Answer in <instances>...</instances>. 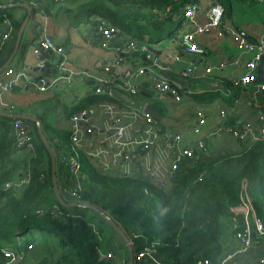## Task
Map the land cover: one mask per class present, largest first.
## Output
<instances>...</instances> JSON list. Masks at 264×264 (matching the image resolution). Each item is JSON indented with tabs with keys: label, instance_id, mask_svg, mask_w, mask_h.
I'll return each mask as SVG.
<instances>
[{
	"label": "trees",
	"instance_id": "16d2710c",
	"mask_svg": "<svg viewBox=\"0 0 264 264\" xmlns=\"http://www.w3.org/2000/svg\"><path fill=\"white\" fill-rule=\"evenodd\" d=\"M28 1L33 6V15L43 11L53 17L65 12L75 20L90 22L96 27L100 20H104L116 28V34L132 41H141L148 36L147 48L141 57L150 54L159 58L153 48L150 50V44L162 38L179 41L180 30L186 22L189 23L180 12L186 3L198 0ZM211 1L224 6L222 23H228L238 31H241V23H234L231 14L237 8L244 13L243 4L246 2L250 6L264 4L251 0ZM9 2L0 0V5ZM26 15L27 10L23 7L0 9V43L4 21H8L12 28L10 38L0 49V69L15 48L17 33ZM197 19L200 21V17ZM43 54L50 58L51 53ZM117 92L115 89L106 95L93 92L76 103L69 115L99 104H108L115 109L113 104H117L118 99L124 102ZM216 97L218 95L206 94L195 98L208 102ZM136 107L145 108L142 105ZM156 107L163 113L161 106L156 104ZM38 118L57 157L73 155L71 132L52 125L44 114H38ZM13 121L0 115V163L7 158L12 164L7 171L0 166V264L6 262L5 250L28 253L31 247L44 252L49 257L48 264H116L113 254L109 259H101L104 232L91 224L89 212L92 211L81 207L66 208L56 200L61 214L49 209L37 212L39 208H47L45 201L53 191L50 157L36 125L28 122L34 134L35 150L10 158ZM80 163V201L110 212L125 229L133 245L132 264H157V261L159 264H195L200 258H209L212 264H216L227 245L223 239L234 233L236 224L241 222L233 208L239 202L240 184L244 178L248 179L250 196L264 228V142L226 151L216 157L203 158L196 152L193 158H182L173 178L168 177L167 184L163 186L153 180L106 170L85 157L80 159ZM27 166L30 182L18 191L5 189V183L15 181L19 168ZM257 238L260 244L264 243V236ZM145 248L154 251L156 260H135V254ZM125 264H129V258Z\"/></svg>",
	"mask_w": 264,
	"mask_h": 264
},
{
	"label": "crops",
	"instance_id": "0c3cea01",
	"mask_svg": "<svg viewBox=\"0 0 264 264\" xmlns=\"http://www.w3.org/2000/svg\"><path fill=\"white\" fill-rule=\"evenodd\" d=\"M20 1L30 4L28 0ZM35 2L38 3L37 1ZM210 2L211 0H198L200 8H204L201 9L202 12L200 13L201 22L205 21L203 12ZM243 7V11L246 14L248 13L249 17L244 18L240 22L241 31L239 33L248 40H257L264 34V4L250 6L249 2H246L243 4ZM82 26H84V30H81ZM188 26L186 22L182 32L190 28ZM221 28L227 31L236 29V27L233 28L228 23H222L220 28H214L209 35L199 37L198 45L205 50L203 56L198 57L191 53H181L182 60L179 62L172 60V57L180 50V42L176 43V39L162 38L150 44V48H153L156 55L159 56L160 61L157 65H152V62L147 60L146 57H141L144 48H147L146 43L134 40L136 48L122 55L123 69L147 65L146 67L151 68L153 72H158L183 88L192 90L193 95L186 97L182 103H175L170 97L155 93L149 79V74L141 76L136 80L138 91L135 95L121 92L117 88L116 91H119L117 93L124 95L126 98L123 99L120 96L124 102L118 99L117 104H113L115 106L114 110L125 124L133 123L126 129L123 136V142L127 143L125 150L130 153H136L137 159L133 162H126L121 158L119 147L113 145V134H108L105 131L108 125L107 107L109 105L99 104L87 110L90 120L97 125V129L92 133H86V126L82 125L83 133L77 145L79 161L82 157H85L91 162L98 163L106 170L127 173L144 180L152 181L144 170V166L148 164L156 172L158 180L166 181L168 169L175 159V154L166 148L163 137L157 136L154 139L152 148L148 151L137 148L133 143L136 140H143L153 136V129L148 124L141 123L143 118L140 112L141 108L136 107L141 105L152 104L157 111L156 104L161 106L164 111L163 113L160 112L162 120H158V123L160 122L161 125L169 129L181 132L185 137L183 143L185 147L195 145L192 127L197 122V112L194 107L196 105H202L205 108L206 126L204 129L206 131L214 129L217 118L215 105L222 103L228 111V124L236 125L240 122H249L253 125L255 131L259 132L264 124L259 121V111L256 107L257 104H264V94H255L254 85L246 88L228 87L227 85L231 84L234 77H241L245 70L243 68L227 66L223 70L214 69L211 74L203 76V70L207 66L215 67L229 58L239 55L236 43L233 40L231 42L229 39L231 37L229 33H225L222 38L218 36V30ZM44 35H50L53 40L64 45L68 55V66L76 70L85 71L86 74L72 76L70 80L63 81L60 85L47 92H40L32 82H22L13 91L5 93L4 99L7 103L14 106V110L8 111L9 113L32 115L37 118V114H44L52 125L70 131L71 116L69 112L76 103L93 93L94 83L91 77L106 76L99 64L111 63L116 56L115 49L132 40L129 37L116 34L111 41V48L104 49L101 47L100 36L95 24L78 19L75 20L69 13L65 12L55 14L53 17L47 16L43 11L35 12L23 33L22 46H26V49L24 53L21 50L18 52L11 66L25 67L34 78L42 75H47L49 78L53 77L55 74L53 68L40 70L35 66L36 50L45 51L40 47ZM250 57L247 54L241 56L243 62L250 59ZM192 61H197L200 64L201 71L195 79L184 78L183 70ZM162 66H167L169 69L164 70ZM113 74L116 84H119L121 82L120 70ZM206 94L210 96L218 95V97L208 102H201L195 98L196 96ZM135 113L139 115L138 118H135ZM240 148H244V144L241 141L228 133L221 132L218 135L205 139V148L199 154L203 158L216 157L226 151L239 150ZM12 152L13 146L11 145L8 155ZM21 153H15L12 156L10 154V158H16ZM56 158L58 188L65 200H68L70 188L78 183V179L69 176L67 166L57 157V153ZM0 166L4 171L9 170L12 167L11 159L5 158L0 163ZM28 168L29 166L19 168L15 181L23 176ZM153 182L158 183L157 180H153ZM51 194L54 195V192L52 191ZM56 204L55 202V204L50 206H56ZM89 217L90 219L93 218L91 215ZM91 224L95 227L96 222L92 221ZM102 231L105 233L108 230L102 229ZM233 234L231 232V235L227 239H223V242L228 244H225L226 247L224 249L236 245V242L232 238ZM116 237L118 238V236ZM105 240L106 237H104L100 249L103 256H106V253L108 254L111 250L110 248H112L110 245L107 246L109 243H106ZM116 243L118 245L122 244L120 240L116 241ZM258 254L259 251L257 250H250L246 254L245 260L255 259ZM113 257H116L115 253ZM42 258L40 256L36 260V263L48 264L49 260L44 259V261L41 260Z\"/></svg>",
	"mask_w": 264,
	"mask_h": 264
},
{
	"label": "built area",
	"instance_id": "2783aa9c",
	"mask_svg": "<svg viewBox=\"0 0 264 264\" xmlns=\"http://www.w3.org/2000/svg\"><path fill=\"white\" fill-rule=\"evenodd\" d=\"M250 1V0H249ZM258 3H264V0H251ZM200 5L198 1H190L186 3L183 8V16L186 17L191 23L192 30L185 31L180 37V50L172 57L173 61H181V53H191L194 56L201 57L204 55L205 50L198 45V39L203 34H208L214 28H220L225 16V8L220 2L211 1L208 8L204 11L205 21H198L197 17L200 15ZM3 34L1 36L2 43H0V49L3 43H6L10 38L12 28L8 21L3 23ZM97 32L100 36L101 47L104 49L111 48V41L117 30L114 26L106 23L104 20H100L97 24ZM225 33H229L232 40L236 43L238 56H234L224 61L223 63L213 67L207 66L203 70V76H207L213 72L214 69L223 70L227 66H234L236 68H243L245 70L241 77H234L231 84L235 88H246L250 85L255 86L254 93L257 95L264 94V82L257 83L258 68L262 57L264 56V34L257 40H248L239 33L236 29L226 30L219 29L218 36L224 37ZM149 41L146 36L140 42L145 43ZM40 47L51 53L50 58L44 56V52L37 49L35 54V66L37 69L46 70L53 68L55 74L49 78L47 75L34 78L29 70L25 67H6L0 73V108L7 109L9 112L13 110V106L9 105L4 99V94L13 91L16 86L22 82H32L33 85L40 91L46 92L51 88H54L59 82L70 80L72 76L86 74L85 71L76 70L68 66L66 50L62 43H58L52 39L50 35H44L41 41ZM136 48L135 41H129L128 43L119 46L115 49L116 56L111 63H100L99 66L103 68L105 77L93 76L91 80L94 83L92 92L98 95L110 94L112 89H119L122 92H127L130 95L137 93L136 80L149 74V79L155 93L159 95H166L170 97L175 103H182L186 97H191L193 91L187 88H183L181 85L172 82L168 77L153 72L151 68L146 66H139L137 68H122V55L126 52L134 50ZM146 50V47L144 48ZM247 54L250 55V59L243 62L241 56ZM146 59L153 62L156 59L150 54H147ZM201 66L197 61H192L183 70V77L187 79H195L198 77ZM162 69H169L167 66H162ZM120 70L121 82L116 84L114 72ZM118 91V90H117ZM197 112V122L192 127V132L195 136V145L187 146L183 145L185 137L184 135L174 129H169L164 125L158 123L157 120L144 114V109L140 110L142 115V122H146L153 129V136L143 140L134 141V145L141 149L148 151L154 144V139L157 136H162L165 141V146L168 150L175 154L173 163L169 166L168 177L173 178L176 167L182 158H193L196 152H200L205 148V139L211 138L215 135L225 132L233 136L235 139L241 141L244 147L251 146L256 142H264V126L256 132L253 125L249 122H240L236 125L228 124V111L222 103L215 105L217 112L216 124L214 129L205 130L206 117L205 108L202 105L194 106ZM257 110L259 111V121L264 124V104H257ZM108 112V125L106 126V133L113 134V145L119 147V155L126 162H133L137 159L136 153H130L125 150L127 143L123 142V136L126 129L133 123L125 124L122 118L115 112L113 106L107 107ZM139 115L135 113V118ZM136 121V119H135ZM82 125L86 126V133H92L97 129V125L90 120L87 110H82L71 116V129L70 139L73 155H62L60 157L63 164L67 166L69 176L73 178H79L81 163L78 159L77 145L81 139ZM12 146L15 153L35 150L34 146V134L32 128L27 121L21 119H14L12 124ZM144 170L151 180H157L161 186L167 184L164 180H158L156 172L148 164L144 166ZM31 179V174L28 170L18 180L13 182H7L4 185L5 189H11L18 191L22 187L26 186ZM80 188V182L69 191L68 200L72 202H81L78 190ZM1 205V203H0ZM47 209L52 210L57 214H61L57 206H50L48 208H39L38 213H43ZM236 215L240 218V221L236 224V230L232 236L236 245L231 248L223 249L216 264H264V243L259 242L257 236H264V228L261 220L256 214V210L249 192V182L247 178L242 179L239 190V202L233 208ZM239 226V228H238ZM255 234V235H254ZM228 245V244H227ZM226 245L224 246V248ZM110 252L106 253L107 259L114 255L113 248H110ZM250 250H257L259 254L255 259L245 260L246 254ZM15 251L5 250L4 255L6 257H14ZM101 252V250H100ZM23 252L18 253L16 256L21 257ZM154 251L151 248H145L143 252L135 254V260L141 261L143 259L156 260L154 258ZM15 256V258H16ZM157 264L158 261H157ZM195 264H212L209 258H200Z\"/></svg>",
	"mask_w": 264,
	"mask_h": 264
},
{
	"label": "water",
	"instance_id": "95a60500",
	"mask_svg": "<svg viewBox=\"0 0 264 264\" xmlns=\"http://www.w3.org/2000/svg\"><path fill=\"white\" fill-rule=\"evenodd\" d=\"M11 7H23L27 10V15L25 19L23 20L18 33H17V40L15 43V48L7 60V62L4 64V66L0 69V73L8 66L10 65L18 52L21 50L22 53H24L26 46H22V38H23V33L25 30V27L27 26L28 22L30 21V18L33 15V6L27 2L24 1H17L15 2L14 0H10L8 4L0 5V9H6V8H11ZM22 47V48H21ZM152 50V48H150ZM43 52V51H42ZM44 52H48L45 50ZM257 83L264 82V56L261 59L259 68H258V77L256 79ZM119 96H122L123 99L126 97L120 93H116ZM144 114L152 117L155 120H162V115L160 114L159 111L155 110L152 104H148L144 108ZM1 116H5L11 119H21L24 121H27L29 123H34L37 127L39 137L41 141L43 142L44 146L47 149V152L50 157L51 161V178H52V183H53V192L54 195L58 201V203L66 208H74V207H81L88 209L92 212H94L96 215H98L101 219H103L123 240L125 243L127 249H128V254H129V264H132L134 262V250H133V245L130 237L126 233L125 229L118 223L116 222L112 216H110L106 211L102 210L98 206L89 203V202H72V201H67L65 198L62 196V194L59 191L58 188V183H57V173H56V153L54 149L52 148L46 134L44 133L42 123L39 118L32 116V115H26V114H18V113H9V112H3L0 111ZM103 256H101V259ZM21 262V259H18L16 262L13 264H19Z\"/></svg>",
	"mask_w": 264,
	"mask_h": 264
},
{
	"label": "rangeland",
	"instance_id": "374dc122",
	"mask_svg": "<svg viewBox=\"0 0 264 264\" xmlns=\"http://www.w3.org/2000/svg\"><path fill=\"white\" fill-rule=\"evenodd\" d=\"M200 5V4H199ZM208 6H209V4H208ZM208 6H206L207 8H208ZM206 8V9H207ZM201 9H204V8H199V11H200V13L202 12L201 11ZM20 13L21 12H19V13H17L18 15H20ZM183 13V10H181V12H180V15ZM203 13H205V12H203ZM245 13V12H244ZM242 11H241V9L240 8H237L232 14H231V17H232V21L234 22V23H237V22H242L243 21V19L244 18H247V17H249V15H248V13L246 14H244ZM251 15V14H250ZM198 17H200V15H198ZM188 27H190V28H188V29H185V30H183V32L181 33H179L178 34V36H180L181 34H183L185 31H188V30H192L193 28L191 27V23H188ZM175 27V26H174ZM84 28V26H82L81 27V30ZM45 30H46V28H45ZM84 30V29H83ZM210 34V32L208 33V34H203V35H201V36H205V35H209ZM168 35V34H167ZM166 35V36H167ZM230 39V41L232 42V39H231V37L229 38ZM137 42H139L138 40H136ZM176 43H178V41H175ZM132 51V50H131ZM159 59H156L153 63L154 64H152V65H157L158 63H159ZM67 63H68V57H67ZM70 67V66H69ZM74 69V68H73ZM62 82H59L56 86H58V85H60ZM56 86H54V87H56ZM52 89V88H51ZM47 92V91H46ZM0 111H3V112H8L9 110H7V109H2V108H0ZM38 115V114H37ZM144 124H147L145 121L143 122ZM52 146V145H51ZM53 148V147H52ZM17 178V175H16V177H15V179ZM55 202H56V198H55V196L53 195V194H50L48 197H47V200L45 201V204L46 205H48L47 206V208L48 207H50V205H52V204H55ZM110 216H112L113 217V219L115 220V218H114V216L110 213V212H108V211H106ZM89 215H91V216H93V218L92 219H90V221L92 222H96V225H95V228H101V229H103V230H108V231H106L105 233H104V237H106V240H105V242L106 243H109L107 246H111L112 248H113V250H114V253L116 252V254H117V252L119 253L118 255H116V260H117V264H125V262H126V260L129 258V254H128V249H127V247H126V245H125V243L123 242V240L120 238V236L103 220V219H101L98 215H96L95 213H93V212H89ZM99 220V221H98ZM116 221V220H115ZM116 222H118V221H116ZM116 236H118V238L116 237ZM122 242V244H120V245H118L117 243H116V241L118 242L119 240ZM223 252V251H222ZM221 252V253H222ZM14 254V257H6V262H5V264H13L14 262H16L18 259H21L22 260V262L20 263V264H37L36 262V260L40 257V256H42L43 258L41 259V260H44V259H46V260H49V257L48 256H46L45 254H44V252H42V251H37L36 249H33L32 247L29 249V251H28V253H24L23 252V254L21 255V257H19V256H16L17 254H18V252H14L13 253ZM15 256H16V258H15ZM45 261V260H44ZM39 262V261H38ZM49 262V261H48Z\"/></svg>",
	"mask_w": 264,
	"mask_h": 264
},
{
	"label": "clouds",
	"instance_id": "9594fccd",
	"mask_svg": "<svg viewBox=\"0 0 264 264\" xmlns=\"http://www.w3.org/2000/svg\"><path fill=\"white\" fill-rule=\"evenodd\" d=\"M8 67V66H7Z\"/></svg>",
	"mask_w": 264,
	"mask_h": 264
}]
</instances>
